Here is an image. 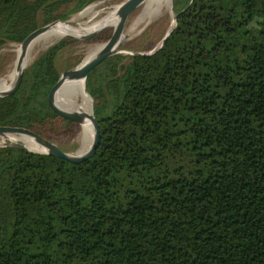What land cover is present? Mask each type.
Here are the masks:
<instances>
[{
	"label": "trees",
	"instance_id": "1",
	"mask_svg": "<svg viewBox=\"0 0 264 264\" xmlns=\"http://www.w3.org/2000/svg\"><path fill=\"white\" fill-rule=\"evenodd\" d=\"M100 1L0 0V50ZM172 13L161 48L88 73L91 159L0 147V264H264V0H172ZM67 46L23 71L0 126L58 136L47 95Z\"/></svg>",
	"mask_w": 264,
	"mask_h": 264
},
{
	"label": "rangeland",
	"instance_id": "2",
	"mask_svg": "<svg viewBox=\"0 0 264 264\" xmlns=\"http://www.w3.org/2000/svg\"><path fill=\"white\" fill-rule=\"evenodd\" d=\"M126 0H104L96 3H92L85 7L82 11L79 13L71 16L67 21H64V23H68L71 19L76 18L73 22V24H76L81 21H86V18L81 17V13L91 6H96L97 9H102L104 11L112 10V7L119 6ZM142 4L128 17L124 29H123V37L121 39V42L118 46L119 52L113 56H120L125 58L123 63H126L128 61V57H131L134 54H148L152 52L155 48H157L162 39L167 34L168 30L173 27L174 22L172 20V6L171 11L165 12L162 14V16L158 17L157 19L153 21H144L141 22V18L137 21L140 12H141ZM78 17V18H77ZM137 21V22H136ZM58 22V21H57ZM141 22V24H140ZM104 23V21H99L96 24L87 26L85 28H82L78 31H72L69 33H75L78 32H87L88 30H94L97 27H100L101 24ZM172 23V26H170ZM111 28V27H107ZM104 32H108V38L112 32V30L106 29L99 32L92 40L83 42L80 40H75L71 37H61L58 41L53 42L41 49V51L36 55L34 59H32L28 65L25 67V69L40 55L42 52H44L49 46L54 45L61 40H64L68 43V46L66 49L60 53L58 60H57V69L59 73H63L64 71L71 70L77 66H79L82 62L87 61L90 59L94 54V52H89V49L92 48L94 45L97 44H104L106 42L103 41L102 38L104 36ZM101 40H97V39ZM108 40V39H107ZM19 42H11L6 43L0 50V80L5 79L8 74L10 73V70L12 68V63L15 58V49L17 46H19ZM111 56V57H113ZM108 59V58H107ZM104 62V61H103ZM102 62V63H103ZM100 65V64H99ZM10 67V68H9ZM24 69V70H25ZM13 78H8L4 82L0 83V89L8 87L12 82ZM83 84L82 81H79ZM91 98V97H90ZM95 101L91 98V106L94 110ZM62 124V130H60L58 136H51L45 138L49 140L50 142L54 143L56 146H58L62 151L68 153V154H75L80 149L81 144V129L77 125H71V124ZM16 137H19L17 135H3L0 136V147L4 142H10V143H19L18 139H14Z\"/></svg>",
	"mask_w": 264,
	"mask_h": 264
},
{
	"label": "water",
	"instance_id": "3",
	"mask_svg": "<svg viewBox=\"0 0 264 264\" xmlns=\"http://www.w3.org/2000/svg\"><path fill=\"white\" fill-rule=\"evenodd\" d=\"M145 0H126L123 2L121 5H119L116 9V17H117V24L112 30L108 40L103 44V47L98 51L92 59L87 61L84 64H80L79 66L68 70L64 71L63 73L60 74L58 80L56 83L51 87L49 90V93L47 95V105L49 109L60 119L63 120L64 123H73L77 125H82L85 119H88L91 123L92 126V131H93V140L91 143V146L89 150L87 151L86 154L84 155H77L75 154H68L64 151H62L58 146H56L54 143L50 142L49 140L41 137L40 135L35 134L29 129L26 128H21V127H6V126H0V136L3 135H17V136H25L29 139H31L35 144L39 145L40 147L43 148V152H33L30 151L26 148L24 143L22 141H19V143H10V142H4L1 146H12L21 150H24L28 153L31 154H38V155H47V156H52L61 160H64L69 163L73 164H79L82 163L88 159H91L99 145L100 141V131H99V125L98 122L94 116L93 112V107H90V114H85L83 112H78V111H73V112H68L64 111L61 109L56 108L53 105V98L54 94L56 93L57 89L59 86L66 80H72V81H82L84 83V89L86 95L89 97L90 101V95L87 91L86 87V78L88 73L97 67L99 64H101L103 61H105L107 58L117 54L119 52L118 46L121 42V39L123 37V29L124 25L128 19V17L144 2ZM175 19L176 16H172V20L175 24ZM59 23V22H54L49 25L40 27L32 32H30L21 42H19L20 47L24 48L31 40H33L35 37L39 36L43 32H45L50 26ZM64 23V22H61ZM174 27V25H173ZM172 28H170L165 35V37L162 39L160 45L155 48L153 51L161 48V46L165 43L167 37L172 31ZM102 30H98L96 32L89 33L87 35H84L80 41L87 42L92 40L99 32ZM152 51V52H153ZM152 52L145 54L149 55ZM25 69V68H24ZM19 70L13 84L10 86V88L2 93H0V99L7 98L9 96H12L17 92L19 89L21 82H22V77H23V71Z\"/></svg>",
	"mask_w": 264,
	"mask_h": 264
},
{
	"label": "bare ground",
	"instance_id": "4",
	"mask_svg": "<svg viewBox=\"0 0 264 264\" xmlns=\"http://www.w3.org/2000/svg\"><path fill=\"white\" fill-rule=\"evenodd\" d=\"M171 6H172V0H145L142 3L141 12H140V15L137 21L143 17L144 18L142 19L141 22L153 21L157 19L158 17L162 16V14L165 12L170 13ZM112 8H113L112 10L104 11L102 9H97L96 6H91L85 9L81 13V17L86 18L87 19L86 21H81L76 24H73V22L77 20L76 18H73L68 23H61V22L56 23L50 26L45 32H43L42 34H40L39 36L31 40L24 48H21L20 45L17 46L15 49V58L13 60V63L11 64L12 68L10 70V73L5 79L0 80V83L4 82L8 78H11L17 75L19 70L24 69L28 65V63L36 57V55L41 51V49L43 50V48H45L49 44L58 41L61 37L63 38V36L66 35L67 33L68 34L64 37H72L74 39L79 40L84 35H87L92 32H96L98 30H103L107 27H111L113 30L118 20L116 17L117 6L112 7ZM99 21H104V23H102L100 27L95 28L91 32H88V33L78 32L77 34L69 33V32L78 31L87 26L96 24ZM170 26H172V23ZM102 47H103V44L94 45L92 48L89 49L88 53L89 52L97 53L98 51H100ZM93 56L90 59H92ZM90 59H88L87 61H89ZM87 61L82 62V64L86 63ZM62 87L67 91V93L68 91L71 93L72 97L71 96L70 97L74 105L73 107V106H70L62 102L63 107L65 109L64 111H68V112L78 111V112H83L85 114H90L91 101L85 93L84 83L82 84L79 81L66 80L59 86L57 91L58 92L61 91ZM6 90H0V93ZM55 94L53 98V105L56 108L61 109L55 104ZM80 129H81L80 130L81 131V144H80L81 146L78 151H83V152L82 154H80L81 152L80 153L76 152V154L84 155L89 150L92 140H93V131H92V126H91L90 121L88 119H85L82 125H80ZM14 139H18V141H22L24 145L26 146V148L30 151H33V152H43L44 151L42 147L35 144L31 139L25 136H19Z\"/></svg>",
	"mask_w": 264,
	"mask_h": 264
}]
</instances>
